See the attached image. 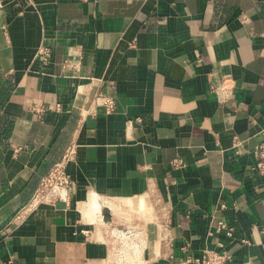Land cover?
I'll return each mask as SVG.
<instances>
[{"label": "crops", "instance_id": "crops-1", "mask_svg": "<svg viewBox=\"0 0 264 264\" xmlns=\"http://www.w3.org/2000/svg\"><path fill=\"white\" fill-rule=\"evenodd\" d=\"M263 132L264 0H1L0 264H111L93 193L146 208L148 264H264ZM72 144L71 207L16 221Z\"/></svg>", "mask_w": 264, "mask_h": 264}, {"label": "built area", "instance_id": "built-area-1", "mask_svg": "<svg viewBox=\"0 0 264 264\" xmlns=\"http://www.w3.org/2000/svg\"><path fill=\"white\" fill-rule=\"evenodd\" d=\"M1 4V0H0ZM51 54L50 47L44 46L39 49L38 55L42 58H47ZM80 62L68 59L65 63L66 67H77ZM213 90L218 95L220 101L225 102L233 98L235 91V81L231 78H226L222 83L215 85ZM104 104L108 111H113L116 108V102L112 97H105ZM34 110L43 114L47 108L44 106H34ZM236 143L240 142L236 140ZM76 153V145H70L63 158L56 162L39 180L37 188L28 204H25L17 212L15 220H24L40 205L50 204L56 205L59 203L65 204L66 207H71L74 195L73 179L68 171V163ZM257 168L264 173V132L262 140L256 147ZM102 203L99 208L94 211L95 216L89 218L87 213L82 214V217L87 218L86 223L90 225H103L104 234L100 237L104 242L112 244L114 257L109 259L111 264H148V259L145 257L147 249V234L146 227L143 223L134 220H140L143 217L145 207L139 206L133 208L129 202L118 201L117 199L101 197L97 193H93ZM107 210L108 217L106 218L104 211ZM147 210L145 211L146 215ZM114 218L118 222L113 223ZM220 227L225 228L226 223L220 222ZM84 233H91L90 228L83 229ZM228 255L217 252L215 250L205 249L200 256H188L182 264H227Z\"/></svg>", "mask_w": 264, "mask_h": 264}, {"label": "bare ground", "instance_id": "bare-ground-1", "mask_svg": "<svg viewBox=\"0 0 264 264\" xmlns=\"http://www.w3.org/2000/svg\"><path fill=\"white\" fill-rule=\"evenodd\" d=\"M92 200V202H91V200ZM89 203L91 202V206H92V208H91V212H94L97 208H99V206L102 204L101 202H100V200L98 199V197H96L94 194H91V197L89 198ZM84 210V209H83ZM87 211L85 210V213H86ZM83 214V213H82Z\"/></svg>", "mask_w": 264, "mask_h": 264}, {"label": "rangeland", "instance_id": "rangeland-1", "mask_svg": "<svg viewBox=\"0 0 264 264\" xmlns=\"http://www.w3.org/2000/svg\"><path fill=\"white\" fill-rule=\"evenodd\" d=\"M90 200H91V199H90ZM91 202H92V200H91ZM91 202H90V203H88V202L86 203V207H87V212H86V213H88V214L91 212V211H90L91 208H92V206H91ZM89 204H90V205H89ZM84 208H85V207H84Z\"/></svg>", "mask_w": 264, "mask_h": 264}, {"label": "water", "instance_id": "water-1", "mask_svg": "<svg viewBox=\"0 0 264 264\" xmlns=\"http://www.w3.org/2000/svg\"><path fill=\"white\" fill-rule=\"evenodd\" d=\"M104 213H105V216H106V218H107V217H108V212H107V210H105Z\"/></svg>", "mask_w": 264, "mask_h": 264}, {"label": "trees", "instance_id": "trees-1", "mask_svg": "<svg viewBox=\"0 0 264 264\" xmlns=\"http://www.w3.org/2000/svg\"><path fill=\"white\" fill-rule=\"evenodd\" d=\"M8 136V133L6 134V137Z\"/></svg>", "mask_w": 264, "mask_h": 264}]
</instances>
